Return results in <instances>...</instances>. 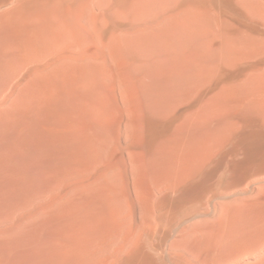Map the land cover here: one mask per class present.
Segmentation results:
<instances>
[{
    "label": "rangeland",
    "instance_id": "1",
    "mask_svg": "<svg viewBox=\"0 0 264 264\" xmlns=\"http://www.w3.org/2000/svg\"><path fill=\"white\" fill-rule=\"evenodd\" d=\"M0 264H264V0H0Z\"/></svg>",
    "mask_w": 264,
    "mask_h": 264
},
{
    "label": "crops",
    "instance_id": "2",
    "mask_svg": "<svg viewBox=\"0 0 264 264\" xmlns=\"http://www.w3.org/2000/svg\"><path fill=\"white\" fill-rule=\"evenodd\" d=\"M219 68V67H218ZM202 76V75H201ZM215 76V74H211L210 75V77H214ZM200 82H205V81H200ZM145 119H146V117H145ZM144 119V120H145ZM144 125L145 124H143V126L140 128V130H142L143 128H144ZM161 145H162V142H157L156 144H155V146H154V148L153 149H156V150H158L160 147H161ZM144 147V144H141L140 145V147ZM223 150V148H214V150H212V152H211V154L210 155H208L207 157H206V160L205 161H200V164L202 165V164H204V165H206V164H208V163H210L212 160H213V158L216 156V155H218L221 151ZM198 171H199V169H198Z\"/></svg>",
    "mask_w": 264,
    "mask_h": 264
}]
</instances>
